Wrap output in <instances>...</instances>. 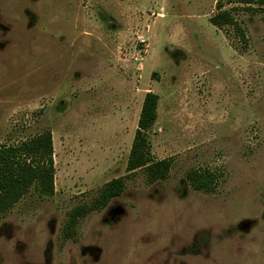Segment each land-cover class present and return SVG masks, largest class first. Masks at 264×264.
<instances>
[{
	"label": "rangeland",
	"instance_id": "rangeland-1",
	"mask_svg": "<svg viewBox=\"0 0 264 264\" xmlns=\"http://www.w3.org/2000/svg\"><path fill=\"white\" fill-rule=\"evenodd\" d=\"M146 93L154 181L126 169ZM46 130L54 192L0 216V264H264V0H0V147Z\"/></svg>",
	"mask_w": 264,
	"mask_h": 264
},
{
	"label": "trees",
	"instance_id": "trees-1",
	"mask_svg": "<svg viewBox=\"0 0 264 264\" xmlns=\"http://www.w3.org/2000/svg\"><path fill=\"white\" fill-rule=\"evenodd\" d=\"M240 4H251L254 0H233ZM218 12L210 17L216 27L236 26L228 10L217 3ZM242 34V32H241ZM157 95L146 93L137 119L126 169L134 171L143 168L150 181L164 179L170 168L167 159L153 160L150 154L151 142L144 129L156 118ZM54 160L52 135L49 130L25 139L18 145L0 147V216L23 197L31 188L39 195L49 196L54 192ZM191 185L198 190L211 191L215 175L210 171H192L188 175ZM124 189L122 178L107 182L98 195L89 203L74 208L64 223V238H74L77 221L93 210L107 205L111 198L119 196Z\"/></svg>",
	"mask_w": 264,
	"mask_h": 264
}]
</instances>
